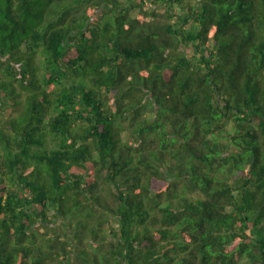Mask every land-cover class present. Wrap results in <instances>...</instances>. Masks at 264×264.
Returning <instances> with one entry per match:
<instances>
[{"label": "trees", "instance_id": "obj_1", "mask_svg": "<svg viewBox=\"0 0 264 264\" xmlns=\"http://www.w3.org/2000/svg\"><path fill=\"white\" fill-rule=\"evenodd\" d=\"M0 264H264V0H0Z\"/></svg>", "mask_w": 264, "mask_h": 264}]
</instances>
